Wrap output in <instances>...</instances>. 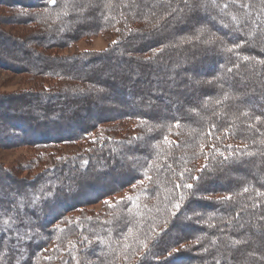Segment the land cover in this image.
I'll return each mask as SVG.
<instances>
[{"label": "trees", "instance_id": "1", "mask_svg": "<svg viewBox=\"0 0 264 264\" xmlns=\"http://www.w3.org/2000/svg\"><path fill=\"white\" fill-rule=\"evenodd\" d=\"M86 3L96 10L87 21L77 10ZM195 3L0 0V70L37 81L29 96L0 95V144L29 142L52 160L15 186L0 183V264H264L249 252H264V226L257 229L264 219V109L251 97L264 71V31L257 30L264 0H215L221 15L251 28L243 38L210 19V1L206 11H190ZM238 8L248 17L238 20ZM197 17L210 22L207 30L181 36ZM213 29L227 35L201 43ZM109 33L116 43L104 51L72 58L56 51ZM107 58L120 69L134 63L130 75L115 77L118 109L108 114L100 102L108 81L93 75ZM152 60L154 69L147 68ZM84 83L97 93L91 102ZM188 88L196 96L183 98ZM103 125L112 129L98 133ZM76 144L79 151L53 158ZM36 157L30 167L45 158ZM247 169L257 177L226 178ZM85 174L114 178L91 183L88 194L80 186ZM140 182L134 195L107 201ZM92 198L101 210L87 209Z\"/></svg>", "mask_w": 264, "mask_h": 264}, {"label": "rangeland", "instance_id": "2", "mask_svg": "<svg viewBox=\"0 0 264 264\" xmlns=\"http://www.w3.org/2000/svg\"><path fill=\"white\" fill-rule=\"evenodd\" d=\"M209 1L211 2L210 4L212 7L211 12L209 13L210 19H215L216 21L219 20L221 22V24L223 26H225L226 29L229 30L228 31L229 33H232V35H236V34L240 35V37L242 36V38H243L244 33L245 32L247 33V31H249V29H251V28H249V29L244 28L245 25L244 26L242 25L244 30H241L240 28H238L235 24V21H232L231 19L229 20V18L227 19L225 16H223L219 13L218 9L216 8V5L212 4V0H207L206 8L200 9V11H202V10L206 11L207 9H209V7H210V6H208ZM237 1H240V0H237ZM190 2H192L194 4L196 2V0H188L187 1L188 4H190ZM90 5L91 6H88V4L86 3V4H83V6H81L79 9H77V10H80L81 14H84V17L86 18L85 21L93 18V16L91 15L93 13V11L96 13V10L95 9L93 10V8H94L93 4H90ZM92 6H93V8H92ZM166 10L168 12L169 9L166 8ZM236 12L238 14V17H237L238 20H241L244 17H248L246 10L243 8L235 9V13ZM167 16H168V14H167ZM143 17H146V19H149V17H147L146 15H144ZM172 18H174V20H175V16H171L169 18V20H171ZM174 20H173V22L170 21V23L171 24L174 23ZM194 23L195 24L191 25V27L188 28L187 30H185V31H184V29L181 30L182 32H184V33L181 32V36L186 35V34L187 35H191V34L195 35L196 34V36H197V33H201V31L204 32L207 30V27L209 26L208 23H210V22L205 21V20H200V18L197 17V19L194 20ZM258 23H259V26L257 27V30L259 29V31H262V30L264 31V26L261 27L262 24H261V22H259V20H258ZM19 28H21V27H19ZM81 28H83V27H81ZM85 29H90V25L86 26ZM252 31H256V30L253 29ZM13 32H15V34H17V33L19 34L20 31L17 28L15 30H13ZM222 35L226 36L227 34L217 32L216 30L213 29L210 33L202 35L200 40H201V43L202 42L208 43L209 41H212V39L214 40V39H216ZM114 39H115V36L111 33L103 34V35L102 34H96L90 38L78 39L77 42L74 43L71 47H67L61 51L56 49V51H59L60 53H62L63 56L72 58V57H74V55L71 56L72 54L81 53V52H84L86 50H90L93 52L104 51L108 48V46L110 44H112V42H114ZM260 44L261 45H259V47H264V33H263V36H261ZM221 48H223V47H221ZM258 52L262 54L261 50H258ZM93 55L87 56V57H89L91 62H92ZM104 61H102L101 62L102 64L96 68V71L93 73V75L96 78H98L100 75L104 74L106 76L105 80L108 81L106 83V84H108L107 87H104L105 89L103 90V92H104L102 94L103 96H102V98H100L101 104L103 106H107L106 114H108L109 112H113L112 109H118L117 102L119 99H116V98H114V96H112L111 90H113L114 85L119 84L118 82L121 81V79L120 78L115 79V77L118 75L119 76L130 75L131 74L130 64L134 65V63H128L120 69L114 65L113 60L107 58ZM94 64H96V63L94 62ZM154 66H155V63L152 60L147 65V68L154 69ZM93 69H95V68L93 67ZM257 70H259V69L256 68V71ZM263 70H264V67H263ZM83 72H84V70H83ZM90 72H91V70H89L88 73H90ZM80 73H81V71H80ZM209 78H211V77H206V80H209ZM263 78H264V71H263V73H261V77L258 78L259 80H257V82H254L255 91L257 88V90L259 92L255 93V95L251 94L252 95L251 97L257 101L256 107L258 109H264V82L263 81L261 82V80H263ZM122 80L124 83L128 82L127 78H124ZM175 80H177V79H175ZM101 81H104V80L101 79ZM201 82L205 83V80H203ZM36 83H37L36 80H31V78L28 77L27 74H24V72L21 70L20 71H12V70H7V69L6 70H0V95L1 94H8V95L13 94V95L29 96L27 94L28 91H26V90L31 89L34 86L36 87L37 86ZM129 83H134V82H129ZM137 83H139V82H137ZM152 84H151V81H150L149 86H147L145 84L146 88L150 87L152 90L155 89L154 87H151V86H153ZM139 86H141L140 83H139ZM250 86L251 87H248L249 91L253 89V85H250ZM83 88L87 89L85 91V95L89 97L90 102L93 101L94 97H95V95H97V93H95L92 90H89L90 87H89V84H87V83H84ZM141 89H142V87H141ZM75 90H77V89H75ZM157 91H159V89ZM142 92H143V90H142ZM193 92H194V88H191V89L188 88L187 93L185 95H183V98L189 94L191 95ZM196 94L197 93L194 92L192 97L196 96ZM200 94L202 95V93H200ZM200 94H199V100L201 98ZM137 98L138 97H136V99ZM195 98L196 97H194V99ZM87 100H88V98H87ZM196 104H197V102H196ZM92 118H93V116H92ZM109 129H112L109 127V125H103L97 130V132L102 134V133H105L106 131H108ZM120 129L121 128L116 127L115 130L118 131ZM79 149H81V148L79 147L78 144L73 145V146L70 145V146H65V147H59V151H58L59 153L53 155V158H56V155L58 156V155H64V154H72L74 152L79 151ZM48 153L50 154L51 152L50 151H48V152L44 151L43 153H41V151L37 150L32 145H30L29 142L25 143L24 141H23V143L18 142V143H12V144H8V143L3 144V145L0 144V183L2 184L4 182H7L10 184V186H15L16 184L19 183V180L31 178L32 176L36 175L38 172L46 169L51 164V161H52L51 157H48V155H49ZM39 155H42L45 158L43 160H41V162L36 163L37 165L35 168L30 167V166H32L33 158L36 156H39ZM35 161H37V160H35ZM77 171H75V172H77ZM255 171H257V170H253V169L248 170L247 169L246 174H241V173L236 172L233 175L230 174L229 176H227V177L225 176V177L226 178H233L235 181L243 179L244 175H248L251 177H257V175H256L257 172L255 173ZM89 175L90 174H85V176L81 177V178H84V177L85 178L80 182V186L83 188L85 187L84 189H87L88 194H90L91 189H92L91 187H89L91 183H95V184H99V185L104 186L106 182L111 181L114 178V177L110 176V177H107L105 179L99 178L97 180V178H95L93 176V174L91 176H89ZM261 175H263V172H261L260 176ZM93 181H95V182H93ZM88 183H89V185H88ZM140 187H141V182L138 185H136L135 187H133L131 189H127L125 191H122L119 194H117L115 197L109 198L107 201L109 203H112L114 200H119L125 196H132V194L134 195L135 194L134 192L135 191L137 192ZM78 189L79 188H77V191H78ZM13 197L14 196L12 195L11 198H13ZM93 198L90 201V204L88 206H86L87 209L88 210H101L102 202L98 201L99 199H93ZM260 226H262V227L264 226V219L260 221L257 229L260 228ZM255 231H257V230H255ZM253 235H254V229H252L251 240H252ZM248 239H250V237H247V240ZM241 240H243V239L240 237V241ZM19 247H20L19 243L15 245V248L17 251H20ZM250 250L251 251H249V252L253 253V255H256L258 257V259H260V260L262 259L261 263H264V252H262L261 250H254L253 248H251ZM2 255H3V253H2ZM58 258H60V256ZM1 259L2 258L0 255V260ZM168 264H171V263H168ZM173 264H177V263H173Z\"/></svg>", "mask_w": 264, "mask_h": 264}, {"label": "snow or ice", "instance_id": "3", "mask_svg": "<svg viewBox=\"0 0 264 264\" xmlns=\"http://www.w3.org/2000/svg\"><path fill=\"white\" fill-rule=\"evenodd\" d=\"M49 2L55 4V3H56V0H49ZM185 2H186V4H187V0H185ZM214 2H215V0H212V3H213V4H214ZM206 5H207V0H196L195 5L192 6V7H190V11H196V10H199V9H204V8H206ZM225 7H227V5H225ZM241 7H248V4H247V3H242V4H241ZM233 19H235V17H233ZM114 43H116V42H114ZM233 47H234V48H239L240 45H239V44H236V45H234ZM228 50H229V51H232V49H228ZM243 59L248 60L249 57L245 56V57H243ZM258 63H262V64H264V61H258ZM256 119L259 120L260 118H259V117H256ZM209 134H211V133H209ZM227 159H228V158L225 157V160H227ZM186 187H188V188H192V185H186ZM245 191H247V189H245ZM229 199H230V198H229ZM19 207H20V208L23 207V201L20 202ZM179 207H180V205L177 204V205H176V208H179ZM10 211H12V212H16L17 215H16V217H15V220H19L21 224H24V221H25L26 217H25V215L23 214V212L19 211L18 208H17L15 205H11V206H10ZM15 220H13V223H15ZM5 224H6L7 226H9V227L11 226V224H9L8 221H5ZM25 226L27 227L28 225H25ZM240 227H243V225H240ZM234 243L239 244V243H241V241H235Z\"/></svg>", "mask_w": 264, "mask_h": 264}]
</instances>
